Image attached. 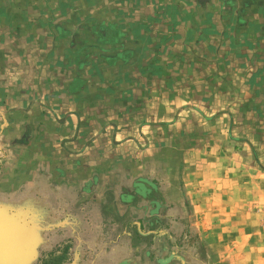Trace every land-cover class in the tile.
<instances>
[{
	"label": "rangeland",
	"instance_id": "obj_1",
	"mask_svg": "<svg viewBox=\"0 0 264 264\" xmlns=\"http://www.w3.org/2000/svg\"><path fill=\"white\" fill-rule=\"evenodd\" d=\"M254 14L243 0H0L2 127L22 130L11 142L41 132L53 147L49 134L67 138L78 118L80 136L105 148L130 139L175 181L183 165L219 155L241 164L243 241L264 260V22ZM50 81L52 94L40 90Z\"/></svg>",
	"mask_w": 264,
	"mask_h": 264
},
{
	"label": "crops",
	"instance_id": "obj_2",
	"mask_svg": "<svg viewBox=\"0 0 264 264\" xmlns=\"http://www.w3.org/2000/svg\"><path fill=\"white\" fill-rule=\"evenodd\" d=\"M243 3L264 22V0ZM53 87L50 81L40 90L52 94ZM5 119L0 264H264L248 258L243 241L252 232L241 164L219 155L183 165L179 181L163 179L147 156L150 149L117 136L105 148L99 137L80 136L78 118H69L67 138L49 134L53 147L39 141L41 132L29 144L11 142L23 132L10 134Z\"/></svg>",
	"mask_w": 264,
	"mask_h": 264
}]
</instances>
